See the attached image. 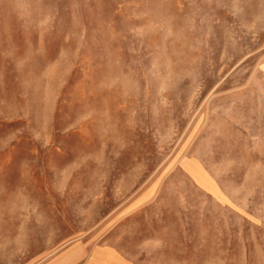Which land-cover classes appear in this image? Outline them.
<instances>
[{
    "label": "rangeland",
    "instance_id": "obj_1",
    "mask_svg": "<svg viewBox=\"0 0 264 264\" xmlns=\"http://www.w3.org/2000/svg\"><path fill=\"white\" fill-rule=\"evenodd\" d=\"M0 264H264V0H0Z\"/></svg>",
    "mask_w": 264,
    "mask_h": 264
}]
</instances>
